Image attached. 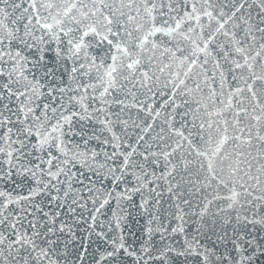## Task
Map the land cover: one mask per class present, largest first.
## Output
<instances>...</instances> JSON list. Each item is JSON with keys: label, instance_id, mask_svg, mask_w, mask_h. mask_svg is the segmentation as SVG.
Masks as SVG:
<instances>
[{"label": "snow or ice", "instance_id": "snow-or-ice-1", "mask_svg": "<svg viewBox=\"0 0 264 264\" xmlns=\"http://www.w3.org/2000/svg\"><path fill=\"white\" fill-rule=\"evenodd\" d=\"M0 264H264V0H0Z\"/></svg>", "mask_w": 264, "mask_h": 264}]
</instances>
